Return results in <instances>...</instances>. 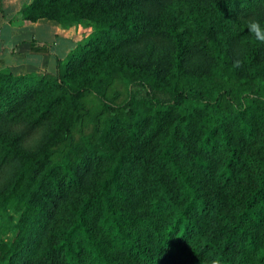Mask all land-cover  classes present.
Here are the masks:
<instances>
[{
  "label": "trees",
  "instance_id": "1",
  "mask_svg": "<svg viewBox=\"0 0 264 264\" xmlns=\"http://www.w3.org/2000/svg\"><path fill=\"white\" fill-rule=\"evenodd\" d=\"M21 14L90 31L41 74L0 71V219L21 212L0 264H264V43L245 23L264 0ZM86 93L101 107L78 144Z\"/></svg>",
  "mask_w": 264,
  "mask_h": 264
},
{
  "label": "crops",
  "instance_id": "2",
  "mask_svg": "<svg viewBox=\"0 0 264 264\" xmlns=\"http://www.w3.org/2000/svg\"><path fill=\"white\" fill-rule=\"evenodd\" d=\"M31 1L0 0V71L41 74L77 43L71 30L54 21L24 20L21 11Z\"/></svg>",
  "mask_w": 264,
  "mask_h": 264
},
{
  "label": "rangeland",
  "instance_id": "3",
  "mask_svg": "<svg viewBox=\"0 0 264 264\" xmlns=\"http://www.w3.org/2000/svg\"><path fill=\"white\" fill-rule=\"evenodd\" d=\"M62 28L64 32L71 30L77 42L82 41L90 31L88 25L74 24L62 26ZM105 94L115 103H121L126 96L125 84L119 79H113L106 88ZM81 101L84 107L83 117L81 122L75 125L72 129L74 141L78 144H81L82 135L91 131L95 116L101 107L100 101L91 93H86ZM62 149L64 150V147H62ZM8 213L12 216V220L7 221L8 219L6 216H3L0 219V238L4 241L12 243L19 231L18 220L21 212L15 210L14 208H10Z\"/></svg>",
  "mask_w": 264,
  "mask_h": 264
},
{
  "label": "clouds",
  "instance_id": "4",
  "mask_svg": "<svg viewBox=\"0 0 264 264\" xmlns=\"http://www.w3.org/2000/svg\"><path fill=\"white\" fill-rule=\"evenodd\" d=\"M247 31L255 37V39L261 43H264V25L258 19L249 18L245 21ZM240 61L235 62V66H239ZM207 264H222V260L219 257L210 259Z\"/></svg>",
  "mask_w": 264,
  "mask_h": 264
}]
</instances>
